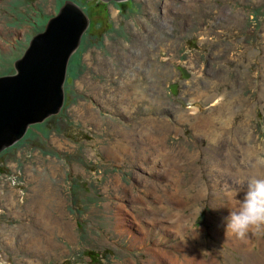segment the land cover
<instances>
[{
  "label": "rangeland",
  "instance_id": "rangeland-1",
  "mask_svg": "<svg viewBox=\"0 0 264 264\" xmlns=\"http://www.w3.org/2000/svg\"><path fill=\"white\" fill-rule=\"evenodd\" d=\"M65 1L89 25L60 113L0 152V264H189L185 245L194 264H264V231L225 233L264 161V0H0V78Z\"/></svg>",
  "mask_w": 264,
  "mask_h": 264
},
{
  "label": "water",
  "instance_id": "water-1",
  "mask_svg": "<svg viewBox=\"0 0 264 264\" xmlns=\"http://www.w3.org/2000/svg\"><path fill=\"white\" fill-rule=\"evenodd\" d=\"M88 25L85 11L75 2L65 1L16 60L15 74L0 78V152L21 140L30 125L60 113L65 101L67 65ZM179 71L183 78L187 77L185 70ZM170 91L173 96L177 94L175 83Z\"/></svg>",
  "mask_w": 264,
  "mask_h": 264
},
{
  "label": "clouds",
  "instance_id": "clouds-1",
  "mask_svg": "<svg viewBox=\"0 0 264 264\" xmlns=\"http://www.w3.org/2000/svg\"><path fill=\"white\" fill-rule=\"evenodd\" d=\"M244 193L238 209L225 218V233L239 239L250 231H264V176H250Z\"/></svg>",
  "mask_w": 264,
  "mask_h": 264
},
{
  "label": "bare ground",
  "instance_id": "bare-ground-1",
  "mask_svg": "<svg viewBox=\"0 0 264 264\" xmlns=\"http://www.w3.org/2000/svg\"><path fill=\"white\" fill-rule=\"evenodd\" d=\"M181 9V8H180ZM179 11V10H178ZM209 97H210V100L211 99H214V97H215V94L214 95H209L208 97H207V99H209ZM181 117H183V116H181ZM211 117V116H210ZM229 119V118H228ZM204 123V126L203 127H199V126H197V124L195 125V123H194V125H193V127L195 128V129H197V130H200L199 131V134H201V135H204V136H206L209 140H211L212 142L213 141H218L219 140V138H221V136L222 135H220L219 133H208L207 131H206V129H204L207 125H210L211 124V120L210 119H208V118H206V116H201V117H199L198 119H197V122L196 123ZM201 125V124H200ZM218 130H219V128H218ZM126 135V134H125ZM163 136V135H162ZM159 137V136H158ZM154 138V137H153ZM243 138V137H242ZM246 139V137L245 138H243V142H244V140ZM153 140V139H152ZM161 141V140H160ZM247 142V141H246ZM250 146V145H249ZM249 146L247 145L245 148H244V152L243 151H241V153H240V151H239V153L241 154V155H243V157L245 156V158H247V160H248V156H249V154H251V153H249V151H250V148H249ZM236 147V146H235ZM256 147V146H255ZM238 149V148H237ZM252 149V148H251ZM253 150V149H252ZM256 150V148L253 150V151H255ZM160 152H161V154H163L164 156H168L169 157V152H167V154H166V152H165V150H163V149H160ZM253 154H254V152H253ZM256 154H257V152H256ZM254 156V155H253ZM256 156H258V154L256 155ZM250 159V158H249ZM254 161V160H253ZM170 163H174V161H172V160H170V158H168V167L169 168H171V166H170ZM172 165V164H171ZM218 167H219V169L223 172H225V176H228V175H231V177L232 178H234V179H237L240 175H236L235 174V171H237L238 173H239V171L238 170H233L232 169V163L231 162H227V163H223V164H218ZM243 169V168H242ZM247 171L249 172V177L250 176H252V175H258V176H264V161H263V159H261L260 157H255V161H254V163H252V165H251V168H248L247 169ZM223 172V173H224ZM244 191H245V189L244 190H240L239 192H237V194H235L234 195V198H235V200H230V206L231 207H233V208H235V209H238V207H239V204H240V201L243 199V197H244ZM237 204H238V206H237ZM175 218H176V216H175ZM185 220H187L186 219V216L183 214V212H182V210H180V212L177 214V219H176V223L178 224L177 225V228L178 229H180L181 227L183 228V229H185L182 225L185 223ZM39 239V238H38ZM37 239V240H38ZM35 240V239H34ZM33 240V241H34ZM30 241H32V240H30ZM237 241H239V243H243V242H245V241H248V240H246L245 238L244 239H238ZM248 242H250V241H248ZM33 243V242H32ZM37 243V242H36ZM37 244H39V243H37ZM41 244V243H40ZM247 244V243H246ZM35 244H33L32 245V247L34 246ZM189 247V245H185L184 247H183V249L186 251V252H188L187 254H186V258H188V263L189 264H194V262H199V259H198V255H199V253H198V251H197V249H195L194 247H192V248H188ZM37 248H38V246H37ZM246 251H247V253H249L250 252V250H247L246 249ZM179 264H185L184 262H182V263H179Z\"/></svg>",
  "mask_w": 264,
  "mask_h": 264
},
{
  "label": "trees",
  "instance_id": "trees-1",
  "mask_svg": "<svg viewBox=\"0 0 264 264\" xmlns=\"http://www.w3.org/2000/svg\"><path fill=\"white\" fill-rule=\"evenodd\" d=\"M100 4H101V3H97L96 5H100ZM85 13L87 14L86 11H85ZM86 255L89 256V258H90V260H91L92 262H94V261L97 260V256H96V254H95L94 252H92V251H88V252L86 253Z\"/></svg>",
  "mask_w": 264,
  "mask_h": 264
}]
</instances>
